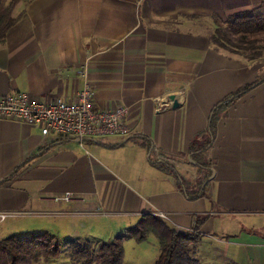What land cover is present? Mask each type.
Wrapping results in <instances>:
<instances>
[{"label": "crops", "instance_id": "0c3cea01", "mask_svg": "<svg viewBox=\"0 0 264 264\" xmlns=\"http://www.w3.org/2000/svg\"><path fill=\"white\" fill-rule=\"evenodd\" d=\"M262 1L19 0L0 45V96L71 100L88 85L94 106L129 108L130 132L80 142L0 118V214L86 213L72 208L85 202L179 231L199 217L202 264H264V61L210 41L216 17ZM260 78L217 108L212 137L214 107ZM65 191L86 200L50 199Z\"/></svg>", "mask_w": 264, "mask_h": 264}, {"label": "trees", "instance_id": "16d2710c", "mask_svg": "<svg viewBox=\"0 0 264 264\" xmlns=\"http://www.w3.org/2000/svg\"><path fill=\"white\" fill-rule=\"evenodd\" d=\"M18 1L0 0V45L4 42L7 31L17 21L12 11ZM215 23L217 26L210 36V41L215 47L241 55L250 61L264 57V0L255 8L232 13L223 20L216 17ZM262 80L260 78L237 90L214 107L208 121L212 137L217 108L229 105ZM211 140L203 149L211 145ZM201 220L199 217L196 218L191 230L179 231L158 215L144 214L136 223L126 227L125 231L126 235L138 242L144 241L149 234L156 237L159 252L154 264H202L195 256V245L201 239L198 232ZM126 235H119L115 240L102 244L97 252H94L89 240L84 242L72 240L69 244L70 256L72 259H78L80 264H122V242ZM60 251L53 235L48 231L9 236L0 240V264H31L32 258L37 254L55 258L60 255Z\"/></svg>", "mask_w": 264, "mask_h": 264}, {"label": "rangeland", "instance_id": "374dc122", "mask_svg": "<svg viewBox=\"0 0 264 264\" xmlns=\"http://www.w3.org/2000/svg\"><path fill=\"white\" fill-rule=\"evenodd\" d=\"M264 61V57L259 58ZM258 60V59H257ZM78 194V193H77ZM86 200V196H84ZM73 210H86L88 212L74 213H50L15 210L3 212L4 218H0V240L9 236H22L43 231L50 232L54 241L60 248V255L55 258H46L37 254L31 260V264H80V261L70 256V241L92 243L94 252H97L102 244L109 243L119 235H126L125 228L120 226H131L134 223L122 222L116 217H108L102 211L89 208L82 204L73 205ZM122 264H154L159 252V244L153 234H149L144 241H136L135 238L126 235L123 239ZM217 244V243H216ZM205 244L199 242L198 249ZM208 244L206 243L205 246ZM196 249V248H195Z\"/></svg>", "mask_w": 264, "mask_h": 264}, {"label": "built area", "instance_id": "2783aa9c", "mask_svg": "<svg viewBox=\"0 0 264 264\" xmlns=\"http://www.w3.org/2000/svg\"><path fill=\"white\" fill-rule=\"evenodd\" d=\"M92 98L93 93L88 85L71 100L57 96L42 99L29 91L11 92L0 96V118L23 121L38 128L43 137L55 132L77 137L80 142L87 136L127 135L130 132L126 121L129 111L127 106L96 107ZM50 199L66 205L84 201L82 195L71 191L51 196ZM5 216V213L0 214V218Z\"/></svg>", "mask_w": 264, "mask_h": 264}, {"label": "water", "instance_id": "95a60500", "mask_svg": "<svg viewBox=\"0 0 264 264\" xmlns=\"http://www.w3.org/2000/svg\"><path fill=\"white\" fill-rule=\"evenodd\" d=\"M169 97H170V99H171L172 102H173V106H177V102H176V100L174 99V96H173V95H170Z\"/></svg>", "mask_w": 264, "mask_h": 264}]
</instances>
